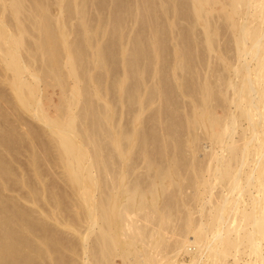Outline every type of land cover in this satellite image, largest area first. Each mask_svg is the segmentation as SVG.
I'll use <instances>...</instances> for the list:
<instances>
[{"label":"bare ground","instance_id":"bare-ground-1","mask_svg":"<svg viewBox=\"0 0 264 264\" xmlns=\"http://www.w3.org/2000/svg\"><path fill=\"white\" fill-rule=\"evenodd\" d=\"M25 1L0 0V264H67L65 253L74 255L75 252L73 244L63 243L62 227L72 230L74 235L81 234L82 264H109L116 258L122 264H241L246 257L250 259L248 263L245 260L246 264H264V0L228 1L234 12L246 9L248 13L252 11L254 21L261 20L256 25L237 26L234 18L228 16L232 28L239 30L236 50L244 63L234 69L240 85L227 86L232 94L225 102L234 105L238 115L228 114L225 119L213 116L206 107L213 91L205 82L199 88L201 113L192 119V125L198 128L195 131L205 132L204 136L210 141V177L224 183L227 194L213 205L209 220L195 222L188 214L184 225L177 230L173 225L172 203L163 207L158 203V187L163 186L165 179L177 176L174 157L171 166L164 171L160 169L163 173L151 176L146 185H141L138 178L126 182L129 169L132 172L136 168L127 161L138 147L137 141L144 136L137 130L126 133L121 129L116 133H102L103 140L89 130V117L95 114L89 108L82 116L88 128L77 127V117L71 109L84 95L79 88L81 56L74 44L67 41L60 16L51 19L48 15L47 3L29 0L31 7L26 6L29 9ZM214 3L215 0H193L195 16L206 19L207 8ZM26 14L36 18L32 26L39 39L33 48L27 41L30 33L27 22L31 19L26 18ZM205 32L210 35L211 29L207 27ZM208 37L210 46L211 35ZM61 49L65 53L63 63L59 61L61 52L58 56ZM95 53L98 63H102L103 48L99 46ZM35 60L47 64L50 80L64 88L65 78L61 77L62 70L59 71L62 63L60 67L67 70L66 78L73 82L71 96H67L69 112L60 118L49 119L43 112L41 83L45 76L34 67ZM29 114L50 128L51 143L57 152V158L52 155L54 164L60 163L71 189L81 196V205L75 203L82 206L78 215L80 227L74 220L77 216L63 214L57 187L44 182L43 129H27ZM239 120L247 122L248 129H237ZM216 123L222 128L219 134L213 129ZM14 124H18V129ZM196 140L197 135L189 146ZM141 149L144 150V146ZM144 161L150 171L151 161L148 157ZM198 179L207 186L203 189L209 191L214 187L213 181ZM245 194H249L250 202L239 209L240 198ZM81 226L84 232L79 230ZM168 229H174L169 240ZM92 235L94 241L90 242ZM183 256H189L190 260H181Z\"/></svg>","mask_w":264,"mask_h":264},{"label":"rangeland","instance_id":"rangeland-1","mask_svg":"<svg viewBox=\"0 0 264 264\" xmlns=\"http://www.w3.org/2000/svg\"><path fill=\"white\" fill-rule=\"evenodd\" d=\"M30 1L24 2L25 7L31 5ZM40 1L47 3L45 5H48L46 7L49 8L48 15L52 17L51 19L60 16L63 30L67 34V41L74 44L75 51L78 50L76 52L81 56L82 62H79L78 72L82 78L79 88L81 92L83 89L84 95L79 97L78 102L71 109V113L77 117V127L83 130L90 126L89 130L91 129L90 131L97 134L98 137H103V140L105 135L103 136L102 133L104 134L106 131L116 133L125 129L126 133L135 130L140 132L144 138L141 137L137 141L140 144L136 143L139 149L137 147L127 161L129 166L135 165L136 168L132 172L129 169L126 182L138 178L139 183H143L141 185H146L147 179L151 176L157 177L159 172L163 173L164 169L170 167L172 157H174V163L177 164V168H175L177 176L173 175V178L165 179L161 187H165L166 190L158 187L159 206L163 207L166 203H172L173 225L176 230L184 225L188 214L192 215L195 222L209 220L212 207L221 201V197L225 196L223 194L227 193L224 183H219L216 179L213 180L210 177L211 172H208L212 163L210 162L212 157L208 155L210 154V141L204 136L205 132L199 130L198 133L197 130L195 131L198 128L192 125L193 117L201 113L203 106L199 88L205 82L210 84L213 94L206 107H209L213 116L225 119L228 114L238 115L236 107L225 102L226 97L232 94L231 89L227 86L230 83L237 87L240 85V78L235 75L234 69L244 63L236 50L235 41L239 37V30L232 28L228 16L231 15L234 18L237 26H241V24L252 26L259 24L261 20L254 21L251 16L252 11L248 13L246 9L234 12L229 5V0H215L213 6L207 8L206 19H199L195 16L193 0ZM30 7L26 8L30 9ZM60 9L62 10L61 15ZM247 13L250 15H246ZM25 17L31 19L30 22H27V26L30 28L27 41L33 48L34 42L39 39L38 32L32 26L35 17L28 14ZM83 26H86L87 29ZM207 27L211 29L210 46L207 44L210 35H206L205 32ZM76 45L79 46L76 47ZM99 46L101 49L103 48L104 59L101 61L103 64L98 63L100 61L95 53ZM62 54L65 55L61 49L58 56L59 59L61 58L59 61L63 63L65 57ZM43 64L40 60L34 61V67L39 70L42 77L45 76V80L43 78V83H41L43 112L53 120L69 112L67 98L71 96L70 87L73 82L66 78L67 70L60 67L61 64L58 62L59 71L62 70V72L60 71L61 77L65 78L63 80L64 88L53 83L54 81L50 80L51 76L46 69L48 68L47 64ZM127 65L130 70L126 68ZM136 90L138 91L136 92ZM88 108L95 111H93L94 117L90 116L89 121L96 123L99 120L100 122L91 124L88 121L87 127L82 116ZM95 117L98 119L93 120ZM248 125L247 122L239 120L237 129H248ZM14 126L17 128L18 124H14ZM27 129H43L42 173L44 182L47 186L55 185L57 187L63 214L72 218L77 216L78 218L74 220L78 221L75 223L77 227H80L78 226L80 221L78 215L82 211L80 208L82 206L79 207L78 204L81 205V196L71 189L65 170L59 165L60 163L56 164L59 165V168L54 164L57 152H55L49 135L50 128L29 114L27 115ZM213 129L215 133L219 134L222 128L216 123ZM196 135L198 140L193 146H189ZM240 137L238 135L237 139L239 140ZM240 142L238 143L239 147L242 146L243 141L241 144ZM143 146L144 150L141 149ZM116 157L119 156L116 155ZM145 157L151 161L150 171L145 167ZM246 171H249V167ZM171 172L168 173L171 174ZM198 178L213 181L214 185L212 186L214 187L209 191L205 190L207 186L204 187L201 184L202 179ZM157 182L160 183V180ZM201 190H203L202 193ZM95 192L97 191L94 190ZM94 195L97 196V193ZM240 199L242 201L239 200L241 202H239L238 208L243 209L248 205L247 202H250V196L245 194ZM241 217L243 218V216ZM79 230L84 232L85 229H82L81 226ZM71 231L62 227L64 236L61 233V237L66 242L63 243L68 246L73 244L71 246L75 252L74 255L66 252L64 256L67 262L66 259L65 262L67 264H82L81 256L83 257L84 250L81 248V234L77 232L74 235ZM172 231L170 229L166 231L168 240L172 236ZM70 234L73 235L71 238ZM70 240L73 242L70 243ZM92 240L94 241V235L90 236V242ZM181 260L189 261L190 257L183 256ZM243 260L241 264L248 263L247 260L250 259L246 257ZM109 264L122 263L119 258H116L114 263L109 262Z\"/></svg>","mask_w":264,"mask_h":264}]
</instances>
